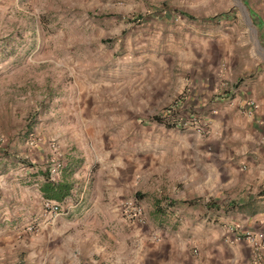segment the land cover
I'll list each match as a JSON object with an SVG mask.
<instances>
[{
    "label": "rangeland",
    "instance_id": "1",
    "mask_svg": "<svg viewBox=\"0 0 264 264\" xmlns=\"http://www.w3.org/2000/svg\"><path fill=\"white\" fill-rule=\"evenodd\" d=\"M252 15L249 0H0V150L15 153L38 132L53 135L47 129L66 138L75 131L90 148L91 133L79 131L85 104L104 106L105 90L142 95L153 80L166 81L170 95L141 114V124L159 118L188 136L202 129L203 160L217 163L219 177L207 201L183 202L202 208V217H186L232 243L238 225L216 212L258 200L264 182V40ZM51 115L53 126L44 122ZM56 160V176L54 160L42 165L54 180L63 168ZM40 175L29 173L27 183ZM146 179L151 190L153 177ZM198 182L176 189L189 192ZM161 187L180 209L177 190Z\"/></svg>",
    "mask_w": 264,
    "mask_h": 264
},
{
    "label": "crops",
    "instance_id": "2",
    "mask_svg": "<svg viewBox=\"0 0 264 264\" xmlns=\"http://www.w3.org/2000/svg\"><path fill=\"white\" fill-rule=\"evenodd\" d=\"M249 4L264 40V0H249ZM152 82L142 95L138 89L123 95L120 89L105 90L104 106L85 104L79 131L91 133L90 148L75 131L66 138L56 129H47L53 135L36 133V139L26 142L30 148L14 146L15 153L0 150L4 165L0 167V264L255 263L249 245L222 241L219 228L211 226L204 232L202 224L193 226L191 217H186L188 213L202 217V208L197 211L183 202L189 196L197 199L195 203L207 201L219 177L217 163L205 164L199 134L188 136L170 122L141 124V114L170 95L166 81L158 86ZM53 120L51 115L44 122L53 126ZM22 134L26 139L27 130ZM77 140L82 148H77ZM59 157L63 168L54 180L42 165ZM33 171L41 175L29 185L27 176ZM147 177L154 180L151 190L144 185ZM189 178L199 182L189 192L176 189L188 186ZM164 182L177 190L180 209L173 207L171 196L162 189ZM261 185L260 192L264 182ZM260 192L258 200H243L229 212H216L215 219L236 223L238 231L255 230L264 215ZM44 198L69 200L65 204L70 210L55 219L44 216ZM146 198L155 200L147 205ZM123 203L140 206L142 220L129 223L120 213ZM211 205L216 206L211 202L207 214L214 212ZM34 224L39 229L31 232ZM260 256L264 264V249Z\"/></svg>",
    "mask_w": 264,
    "mask_h": 264
},
{
    "label": "built area",
    "instance_id": "3",
    "mask_svg": "<svg viewBox=\"0 0 264 264\" xmlns=\"http://www.w3.org/2000/svg\"><path fill=\"white\" fill-rule=\"evenodd\" d=\"M252 105V104H251ZM252 107V108H251ZM251 109H256V106H251ZM180 124H177L179 126ZM185 127V124L183 125ZM202 129L195 127L194 133L199 134L201 133ZM54 164L50 168L51 175H57L59 173V168L61 167V164L58 162V160H54ZM131 204H127L126 211L124 216L128 217L130 220H139L141 221L143 218V210L140 206H133L131 209ZM42 212L44 216H48L51 219H55L59 216H62L64 214H67V211L70 210V208L62 202H55L48 199H43L41 204ZM130 209V210H128ZM37 224L32 225L29 230L31 232H35L39 229L37 227ZM232 243L237 244H247L251 247L253 250V260H255L254 264H260L261 263V256L260 252L264 249V215L259 223V226L253 230V231H236L234 237L232 238Z\"/></svg>",
    "mask_w": 264,
    "mask_h": 264
},
{
    "label": "trees",
    "instance_id": "4",
    "mask_svg": "<svg viewBox=\"0 0 264 264\" xmlns=\"http://www.w3.org/2000/svg\"><path fill=\"white\" fill-rule=\"evenodd\" d=\"M154 120L157 122V123H161V122H163L161 119H159V118H154ZM169 124V126L171 125L170 123H168ZM260 195H264V189L260 192Z\"/></svg>",
    "mask_w": 264,
    "mask_h": 264
}]
</instances>
